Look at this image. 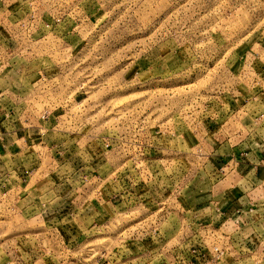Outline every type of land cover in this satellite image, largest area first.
<instances>
[{
  "label": "rangeland",
  "instance_id": "374dc122",
  "mask_svg": "<svg viewBox=\"0 0 264 264\" xmlns=\"http://www.w3.org/2000/svg\"><path fill=\"white\" fill-rule=\"evenodd\" d=\"M256 43L264 0H0V264H197L180 203L223 176L213 117Z\"/></svg>",
  "mask_w": 264,
  "mask_h": 264
},
{
  "label": "crops",
  "instance_id": "0c3cea01",
  "mask_svg": "<svg viewBox=\"0 0 264 264\" xmlns=\"http://www.w3.org/2000/svg\"><path fill=\"white\" fill-rule=\"evenodd\" d=\"M263 52L261 43L250 44L243 51H235L229 59L231 68L241 63L243 68L248 65L250 70L249 73L245 70L233 72L236 80L242 77L243 81H237L236 87H229L227 93L219 96L217 113L213 117L215 128L210 133L213 150L210 158L217 165V172L224 170L223 176L212 182L209 192L196 193L193 202L183 198L180 203L183 210L192 209L195 215L183 217L184 224L179 233L185 232L182 230L185 224L191 225L190 241L208 242L204 247L209 251H212L210 240L214 241L213 237L218 233L217 241L213 243L222 247L225 255L217 264H264ZM26 119L35 122L34 118ZM8 132L12 139L21 133L17 130ZM81 183L80 188L88 193L100 182L90 174ZM205 226L219 230L211 234ZM198 227L200 235L197 234ZM223 227L225 230L220 231Z\"/></svg>",
  "mask_w": 264,
  "mask_h": 264
},
{
  "label": "built area",
  "instance_id": "2783aa9c",
  "mask_svg": "<svg viewBox=\"0 0 264 264\" xmlns=\"http://www.w3.org/2000/svg\"><path fill=\"white\" fill-rule=\"evenodd\" d=\"M196 244L192 245L188 249H192V252L195 253V259L197 261V264H209V261L212 260L214 264H217L219 260L225 255V250L220 247L219 245H213L212 251H209L208 249H205L204 246L206 244H202V246H196ZM201 245V244H200ZM207 247V246H206ZM192 255V254H191ZM196 262H193L192 264H195Z\"/></svg>",
  "mask_w": 264,
  "mask_h": 264
}]
</instances>
